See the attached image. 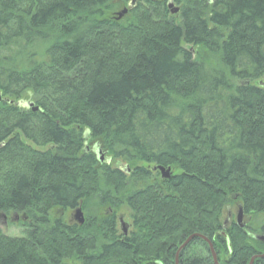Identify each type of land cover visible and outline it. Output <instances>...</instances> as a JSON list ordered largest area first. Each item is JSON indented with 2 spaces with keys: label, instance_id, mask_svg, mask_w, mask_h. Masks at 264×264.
<instances>
[{
  "label": "trees",
  "instance_id": "obj_1",
  "mask_svg": "<svg viewBox=\"0 0 264 264\" xmlns=\"http://www.w3.org/2000/svg\"><path fill=\"white\" fill-rule=\"evenodd\" d=\"M173 2L0 0V214L25 217L0 264H175L194 234L220 264L264 255V0ZM234 196L257 227L224 228ZM91 206L129 209V235L51 215ZM179 264L215 263L195 239Z\"/></svg>",
  "mask_w": 264,
  "mask_h": 264
},
{
  "label": "rangeland",
  "instance_id": "obj_2",
  "mask_svg": "<svg viewBox=\"0 0 264 264\" xmlns=\"http://www.w3.org/2000/svg\"><path fill=\"white\" fill-rule=\"evenodd\" d=\"M117 2L118 3L115 4L117 6H116V9H114L115 13H114L113 17L115 18L116 21H120V20L124 21L128 17V14H129L130 10H132V8L131 9L129 8V4H130L131 0H128L126 3H120V2H122V0H117ZM138 2H139V0L136 2V4ZM168 2H169V0H168ZM136 4H135V6H136ZM126 9L128 10V12L124 16H122V18L119 20L118 19V14L122 13ZM175 9H178V6H175V4H173L171 10H175ZM262 82H264V79L262 80ZM21 98H22L21 100L26 101V102H31V103H33V105H35L34 100L32 99V97L30 95H24ZM88 145L90 146L89 150L93 151L94 154L98 158H100L99 155H98V150L101 151V157L103 158V162L100 165H102L104 163L106 164L110 160L111 163H108V165L110 167H112V168L119 166L121 169L124 170L125 166L129 167V165L126 162H124V161L117 162V161L112 160V158L109 155H107L105 150L102 148L101 144H99L97 142H90L89 141ZM129 169H130V171L133 170L132 167H129ZM130 175H131V173H128V175L126 174V177L129 178ZM160 177H162V176L160 175ZM233 198H234L233 202L230 201V203L227 204L224 207V209H223V214H222L223 216L221 218V221L223 222V226L226 229L236 223L238 212H239V207L243 206L242 203L239 201V199L237 197L234 196ZM231 199H232V197H231ZM105 212H106V210H103L102 212L100 211V213H98V214L101 217V215H103ZM74 213H75V210L74 211L71 210V211H68V212L67 211H62V210L61 211H55L54 210V212H52L51 215H53L52 217L54 219H56V220H58V219L60 220L61 219L63 222H65V224H69L70 225V224H72L74 222ZM117 213H118L119 217L121 216V217L124 218V221L126 223H128L130 225L132 224V221L130 219L131 218V213H130V211L128 209H125V208H123L122 210L120 209V210L117 211ZM86 214L88 216V213L84 212V219L87 221ZM90 216H88V218ZM91 218L92 217H90V219ZM90 219H89V221H90ZM228 221H230V226L229 227L227 226V224H225ZM0 222H1L0 223L1 224L0 225L1 228H2L3 232L7 236L13 237V238H20V237L24 236V232H23L24 228L21 226V222H23V221H20V223L17 222V221L16 222H11L10 224H8L6 226L2 225V220ZM260 222H261V220L257 221V224H260ZM242 224L250 225V226L253 225V227H257L256 223L255 222L253 223L252 218L247 216L246 214H244V217H243V220H242ZM218 251H219V253L218 254L216 253L217 257L219 256L223 262H225V261H227L229 259L230 254H228L227 252H224L221 249L218 250Z\"/></svg>",
  "mask_w": 264,
  "mask_h": 264
},
{
  "label": "water",
  "instance_id": "obj_3",
  "mask_svg": "<svg viewBox=\"0 0 264 264\" xmlns=\"http://www.w3.org/2000/svg\"><path fill=\"white\" fill-rule=\"evenodd\" d=\"M138 0H131L130 2V5H129V8H133L136 4ZM173 6V2L172 0H170V3H169V8H172ZM128 12V10H124L122 13H119L118 14V19L120 20L122 18V16H124L126 13ZM179 12L178 9H175L172 11V14H177ZM261 86L264 87V83H261ZM0 100H1V96H0ZM18 106L20 107H24V108H32L33 111H38V107H36L35 105H33V103H30V102H26V101H23V102H19L17 104ZM98 155H99V161L102 162L103 161V158L101 157V151H98ZM153 171H158L162 178L163 179H169L171 176H172V169L171 168H164L162 166H157L155 168H153ZM124 172L125 173H130V169L129 167L125 166L124 167ZM243 217H244V209L242 206L239 207V212H238V216H237V221H236V225L239 227V228H244V224H242V220H243ZM74 218L75 220L80 223L81 225L84 223V217H83V213L80 209V207L78 209H76L75 213H74ZM121 231L124 235H127L128 233V230H129V225L127 223H125L123 220H121ZM227 224V223H225ZM253 238L254 240L258 241V242H263L264 243V235H261V234H255L253 235ZM194 239H202L203 241H205L209 248H210V251H211V254H212V257H213V261L215 264H220L219 263V260H218V257H217V254L215 252V249H214V246H213V243L208 240L207 238L197 234V235H193L191 236L183 245L182 247H180L178 253H177V260H178V256L180 254V252L188 246V244L191 243V241H193ZM256 259H264V255H258V256H254L251 260V263L250 264H253V262L256 260ZM177 263V262H176Z\"/></svg>",
  "mask_w": 264,
  "mask_h": 264
},
{
  "label": "bare ground",
  "instance_id": "obj_4",
  "mask_svg": "<svg viewBox=\"0 0 264 264\" xmlns=\"http://www.w3.org/2000/svg\"><path fill=\"white\" fill-rule=\"evenodd\" d=\"M87 135H88V133H85V138L87 137ZM155 167H157V166H154L153 168H155ZM153 170V169H152ZM133 195V194H132ZM131 196V195H130ZM123 208H125V209H127L125 206L124 207H122V208H120L121 210L123 209ZM76 209H78V208H76ZM75 209V210H76ZM80 209H81V211H82V213H83V215H84V212H86V213H88V216H90V217H92L91 219H90V217L88 218V216H87V214H86V218H87V221H89V219H90V223L93 225V224H101V223H103L104 221H102V219H104V220H106L107 218H109L111 215H110V213L106 210V212L103 214V215H101V217H100V215L98 214L99 212L94 208V207H89V208H87L86 209V211L85 210H83L82 209V207H80ZM120 209H116V210H111L112 211V216L114 217V221H113V223H114V227H115V231L116 232H118L120 229H121V225H120V221L121 220H124V218L123 217H119L118 216V213H117V211L118 210H120ZM129 210V209H128ZM69 211H71V210H69ZM72 211H74V210H72ZM130 211V210H129ZM67 212H68V210H67ZM131 213V212H130ZM90 214V215H89ZM26 217H28V214H24ZM94 216V217H93ZM23 218H25L24 216H22V215H14L13 213H10V214H8V215H6V214H0V221L2 220V225H4V226H6V225H8V224H10L11 222H19L20 223V221H24L25 219H23ZM131 219V218H130ZM1 223V222H0ZM40 224H42V223H40ZM1 225V224H0ZM0 228H1V226H0ZM54 228H55V225H54V223L52 222V223H49V229L48 230H54ZM2 229V228H1ZM5 234V233H4ZM6 235V234H5ZM194 235H197V234H194ZM7 236V235H6ZM193 236V235H192ZM191 237V236H190ZM189 237V238H190ZM13 238V237H12ZM188 238V239H189ZM187 239V240H188ZM186 240V241H187ZM195 240V239H194ZM185 241V242H186ZM192 242V241H191ZM189 245V244H188ZM182 247V246H181ZM186 248V247H185ZM184 248V249H185ZM179 249H180V247H179ZM179 249H178V251H179ZM183 249V250H184ZM178 253V252H177ZM177 253H176V257H175V264H179V256H178V260H177ZM180 255V254H179ZM252 260V259H251ZM257 260V259H256ZM255 260V261H256ZM254 261V262H255ZM177 262V263H176ZM254 262H253V264H254ZM250 263H251V261H250ZM249 263V264H250Z\"/></svg>",
  "mask_w": 264,
  "mask_h": 264
},
{
  "label": "flooded vegetation",
  "instance_id": "obj_5",
  "mask_svg": "<svg viewBox=\"0 0 264 264\" xmlns=\"http://www.w3.org/2000/svg\"><path fill=\"white\" fill-rule=\"evenodd\" d=\"M108 212L110 213V215H112V211L108 210ZM86 222V220L84 219V223ZM121 222V221H120ZM70 225H77V226H82L80 223H78L75 218H74V222ZM84 225V224H83ZM230 225V221L227 223V226ZM119 233H121V230L118 231Z\"/></svg>",
  "mask_w": 264,
  "mask_h": 264
}]
</instances>
